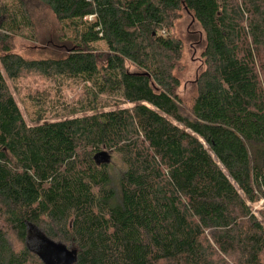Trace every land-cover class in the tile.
I'll return each instance as SVG.
<instances>
[{"label": "trees", "instance_id": "1", "mask_svg": "<svg viewBox=\"0 0 264 264\" xmlns=\"http://www.w3.org/2000/svg\"><path fill=\"white\" fill-rule=\"evenodd\" d=\"M33 3L54 19L47 41ZM130 3L0 0V264H264V204L259 219L250 207L264 202V0ZM183 8L204 35L190 115ZM16 37L55 53L16 54ZM30 76L93 83L91 114L28 126L6 79Z\"/></svg>", "mask_w": 264, "mask_h": 264}, {"label": "rangeland", "instance_id": "2", "mask_svg": "<svg viewBox=\"0 0 264 264\" xmlns=\"http://www.w3.org/2000/svg\"><path fill=\"white\" fill-rule=\"evenodd\" d=\"M125 2L126 0H122ZM130 0H127V2ZM130 6L133 15H141L149 2L154 0H131ZM9 5L10 0H2ZM34 18L37 20L39 32L42 34V41L53 37L55 22L50 13L41 6L31 5ZM180 19L175 23L174 37L182 43V55L175 75L179 79V89L177 95L180 100V107L186 115H190L193 99L196 95V79L204 69L202 52L204 47V35L193 19L192 14L184 8L180 11ZM65 32L68 38L75 37L73 24L65 25ZM27 35L24 32V36ZM47 37V38H45ZM14 53L29 58H43L55 53L47 47L45 43L31 42L26 38L16 37L12 40ZM96 51H106L104 43L94 45ZM130 72L134 69L127 66ZM6 84L18 106L25 123L32 127L40 121L54 122L68 118L81 117L91 114V99L95 93L93 83H84L81 79L53 78L47 80L41 77L30 76L22 80L10 81L6 79ZM111 100L107 96L99 99V106L108 111L112 107ZM130 107V106H125ZM40 119V120H39ZM107 153V152H106ZM113 185L122 172V166L118 157L114 153H107ZM264 202L260 201L250 205L253 214L259 219L258 212L262 210ZM30 247L35 245L34 240H29ZM55 254V253H54Z\"/></svg>", "mask_w": 264, "mask_h": 264}, {"label": "water", "instance_id": "3", "mask_svg": "<svg viewBox=\"0 0 264 264\" xmlns=\"http://www.w3.org/2000/svg\"><path fill=\"white\" fill-rule=\"evenodd\" d=\"M106 155H107V154L103 153L101 156H102V157H105V158H106L105 160L107 161V157H106Z\"/></svg>", "mask_w": 264, "mask_h": 264}, {"label": "built area", "instance_id": "4", "mask_svg": "<svg viewBox=\"0 0 264 264\" xmlns=\"http://www.w3.org/2000/svg\"><path fill=\"white\" fill-rule=\"evenodd\" d=\"M92 18V17H91Z\"/></svg>", "mask_w": 264, "mask_h": 264}]
</instances>
